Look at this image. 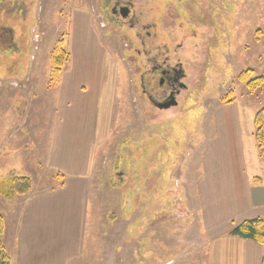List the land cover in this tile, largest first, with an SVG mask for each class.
Listing matches in <instances>:
<instances>
[{"label": "rangeland", "instance_id": "374dc122", "mask_svg": "<svg viewBox=\"0 0 264 264\" xmlns=\"http://www.w3.org/2000/svg\"><path fill=\"white\" fill-rule=\"evenodd\" d=\"M139 2L137 7L148 15L143 8L146 4ZM215 2L217 7L213 11L220 16L213 14V24L197 25L195 35L190 30L176 29L174 44L168 41L174 48L183 42L181 47L189 52L186 69L189 68L190 91L181 94L179 107L156 110L145 99H135L139 92L133 86V72L141 29L138 32L128 25L117 26L108 21L105 0H0V79L13 77L10 80L15 81L12 86L4 80L0 87L1 156L20 149L26 155L27 165L34 167L30 174L10 170L13 164L21 162L15 158L7 162L0 176L11 171L28 175L32 187L39 189L52 188L57 181H63L58 176L62 173H51L44 165L47 129L53 118L52 101L60 96L101 99L103 88L108 95L105 110L109 112L106 114L110 132L98 146L90 189L93 209L89 223L97 228L94 234L99 239L90 244L86 254L90 259L86 261L85 257L84 263L152 264L151 260L157 258V264H167L174 251L165 254L166 244L174 243L178 230L171 216L174 209L184 210L179 201L175 202L174 191L182 195L186 207L185 195L191 191L199 172L198 149L202 138L208 136L213 106L237 102L245 117V127L254 136V116L264 106V84L252 93L239 76L248 69L253 77L264 76V0ZM76 6L84 9V17L79 13L72 18ZM84 19L89 24L81 25ZM159 36L161 42L166 41ZM65 38L68 49H63V56L69 51L70 60L63 64V84L59 90L60 85L49 89V70L56 46ZM146 42H150V37ZM7 48L14 49V53L6 52ZM9 65L13 68L9 69ZM153 111H157L154 117L150 115ZM142 112L148 113L141 115ZM99 140L96 136V145ZM253 143L256 144L255 137ZM3 202L0 198V210L6 214ZM159 213L170 214L171 219L160 221L159 234L163 231L165 238L160 236L156 255L150 237L141 236L140 232ZM120 222L124 228L118 235ZM108 225L115 230L103 232ZM186 232L184 228L181 233L185 236ZM124 236L128 245L126 253L124 248L120 253L119 240ZM187 246L188 243L183 248ZM182 260L185 259L180 255L177 263Z\"/></svg>", "mask_w": 264, "mask_h": 264}, {"label": "crops", "instance_id": "0c3cea01", "mask_svg": "<svg viewBox=\"0 0 264 264\" xmlns=\"http://www.w3.org/2000/svg\"><path fill=\"white\" fill-rule=\"evenodd\" d=\"M77 8L72 9V18L79 13L84 17V9ZM74 23L77 27L78 23ZM85 24H89L88 19L81 23ZM5 51L14 53V49ZM12 68L9 65V69ZM6 78L0 79V87L4 80L6 85L15 86V81L10 80L13 77ZM61 82L62 76L58 90ZM103 91L101 99H61L60 96L52 101L53 118L47 129L44 165H48L51 173H62L63 181L50 177L57 181L56 186L44 189L34 186L30 193L10 201L0 196L7 208L6 214L1 211L6 219L3 241L11 264H88L84 263L85 257L86 261L90 259L89 254L86 255L88 248L99 239L94 234L97 228L89 223L95 158L98 146L110 132L109 112L105 110L108 95L106 89ZM212 109L208 136L202 138L198 149L199 172L191 191L185 195L187 209L182 195L175 190L174 200L179 201L184 210L174 209V216L156 214L140 234L150 237L157 255L159 238H165L163 231L159 234L160 221L172 217L173 226L178 230L174 233V243L167 241L166 244L165 254L174 251L166 260L167 264H264L262 244L230 234L234 226L246 220L260 218L264 221V161L253 143V132L245 127L239 104H217ZM96 136L100 137L97 145ZM2 146L0 143V148ZM2 154L0 149V171L15 158H20L21 162L13 164L10 170L30 174L34 168L27 165L23 150L17 149L9 156ZM117 227L119 235L124 223L120 222ZM184 228L185 236L181 233ZM111 230L115 229L108 225L102 231ZM119 242L122 245L119 252L124 248L126 253L125 236ZM186 243L188 246L184 249ZM180 255L185 260L177 263ZM157 262V258L151 260L152 264Z\"/></svg>", "mask_w": 264, "mask_h": 264}, {"label": "flooded vegetation", "instance_id": "af4514ba", "mask_svg": "<svg viewBox=\"0 0 264 264\" xmlns=\"http://www.w3.org/2000/svg\"><path fill=\"white\" fill-rule=\"evenodd\" d=\"M162 1L142 0L146 4L143 8L148 11V15H144L145 11L137 7L139 0H105V17L117 26L128 25L138 32L141 29L133 72V86L139 92L135 99H145L156 110H169L180 106L181 94L189 90L190 75L189 68L186 69L189 52L181 47L183 42L177 43L174 48L168 45V41L174 44L176 29L190 30L195 35L197 25L213 24L211 18L217 3H213L216 0H166L161 6ZM215 14L220 16V13ZM159 35L166 41L161 42ZM149 37L148 43L146 39ZM174 101L177 103L172 104ZM140 106L142 108L141 102ZM156 113L153 111L150 115L154 117Z\"/></svg>", "mask_w": 264, "mask_h": 264}, {"label": "trees", "instance_id": "16d2710c", "mask_svg": "<svg viewBox=\"0 0 264 264\" xmlns=\"http://www.w3.org/2000/svg\"><path fill=\"white\" fill-rule=\"evenodd\" d=\"M68 49V42L65 38L59 41L56 46V55L53 57L52 67L49 70V89H55L59 86L64 65L70 60V52L63 56V49ZM65 49V50H67ZM62 62V63H61ZM240 80L245 83L250 92H255L264 84V76L253 77L252 70L241 72ZM254 137L256 140L258 154L264 161V106L261 107L254 116ZM58 176L63 177L62 174ZM32 179L28 175H19L15 171H11L5 176H0V196L5 200H12L16 196L26 195L32 189ZM6 219L0 210V264H11V256L3 241L5 233ZM233 236H239L246 239L258 241L264 246V221L260 218L246 220L230 231Z\"/></svg>", "mask_w": 264, "mask_h": 264}, {"label": "water", "instance_id": "95a60500", "mask_svg": "<svg viewBox=\"0 0 264 264\" xmlns=\"http://www.w3.org/2000/svg\"><path fill=\"white\" fill-rule=\"evenodd\" d=\"M176 103H177L176 101L172 102V104H176Z\"/></svg>", "mask_w": 264, "mask_h": 264}]
</instances>
